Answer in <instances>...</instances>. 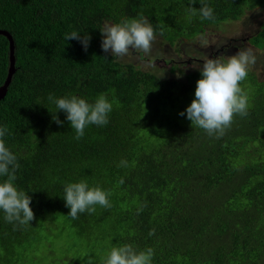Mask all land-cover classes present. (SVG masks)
Listing matches in <instances>:
<instances>
[{
    "label": "trees",
    "instance_id": "obj_1",
    "mask_svg": "<svg viewBox=\"0 0 264 264\" xmlns=\"http://www.w3.org/2000/svg\"><path fill=\"white\" fill-rule=\"evenodd\" d=\"M201 3L214 21H189L185 9ZM257 8L264 0H0V30L14 38L17 70L0 102V127H8L4 141L20 165L14 186L31 196L35 214L21 227L0 210V264L15 254L20 261L56 221L80 240L151 247L152 264H264V83L249 72L248 115H234L222 137L209 136L179 115L195 99L200 71L184 82L123 64L102 50L100 32L142 14L175 45ZM72 31L91 37L87 51L64 39ZM249 42L264 52V25ZM9 66L10 42L0 35V87ZM104 93L118 101L106 126L89 125L76 140L66 113H56L63 126L53 122L49 94L94 103ZM122 160L127 167H118ZM81 180L110 192L111 208L67 216L64 186Z\"/></svg>",
    "mask_w": 264,
    "mask_h": 264
},
{
    "label": "clouds",
    "instance_id": "obj_2",
    "mask_svg": "<svg viewBox=\"0 0 264 264\" xmlns=\"http://www.w3.org/2000/svg\"><path fill=\"white\" fill-rule=\"evenodd\" d=\"M202 7L197 10L194 7L185 9L189 21L199 15L203 20H215L213 8L201 3ZM100 32L104 39L101 47L105 53L111 51L114 58H123L129 55L130 50L142 52L145 55L151 53L152 42L156 39L154 28L150 21L142 14L138 18H125L119 23H105ZM66 41L78 40L87 51L91 37L72 31L64 36ZM256 63V57L250 48H240L232 56L221 55L215 59L206 58L202 67H199L202 79L196 83L195 99L191 105L181 112L180 116H187L191 121L192 128H200L209 136L222 137L233 122L234 115L247 116L248 98L240 87V82L248 76L250 65ZM48 101L58 109L50 111L53 122L63 126L57 112L66 113V119L70 122L75 132L74 139L80 140L85 135V129L89 125L106 126L109 123V114L113 104L118 103L115 98L110 102L107 94H100L94 101L89 103L84 98L76 95H68L57 98L49 94ZM8 127H0V177H6L0 182V210L4 212V219L8 223L19 226H28L35 219V214L30 207L31 196L14 186L17 179L16 172L20 165L17 156L6 147L4 137L8 133ZM126 160L120 161L118 167H127ZM121 184L124 180L121 178ZM110 192L100 187H90L85 180L76 183H67L64 186L65 207L70 209L67 216L78 219L79 213L87 212L94 214L95 205L105 209L111 208L108 197ZM155 234V230L149 232V236ZM154 249L151 247L137 250L131 244L113 246L102 257L100 264H152ZM86 264H95L89 257Z\"/></svg>",
    "mask_w": 264,
    "mask_h": 264
},
{
    "label": "rangeland",
    "instance_id": "obj_3",
    "mask_svg": "<svg viewBox=\"0 0 264 264\" xmlns=\"http://www.w3.org/2000/svg\"><path fill=\"white\" fill-rule=\"evenodd\" d=\"M264 25V8L250 11L237 22H224L219 26L208 27L206 32L193 40H185L171 45L162 36L155 35L151 53L130 50L129 55L117 60L123 64L136 65L140 70L156 74L165 80L184 81L186 75L200 71L203 60L215 59L221 55H235L240 48H250L256 57V63L250 65L248 73H253L258 82L264 83V52L259 51L249 42ZM111 52V51H110ZM176 67V70H173ZM240 86L251 96L252 86L243 80ZM251 101H248V106ZM172 118H176L173 115ZM52 232L37 236V246L21 250V260L18 255L8 258L9 264H86L91 257L95 264H100L112 248L110 239H78L68 230L64 221L51 222ZM63 232V234H61ZM60 235V236H59Z\"/></svg>",
    "mask_w": 264,
    "mask_h": 264
},
{
    "label": "water",
    "instance_id": "obj_4",
    "mask_svg": "<svg viewBox=\"0 0 264 264\" xmlns=\"http://www.w3.org/2000/svg\"><path fill=\"white\" fill-rule=\"evenodd\" d=\"M0 35L5 36L10 42V66L8 71L7 79L3 86L0 87V102L4 100L8 94L9 87L16 74V46L13 36L5 30H0Z\"/></svg>",
    "mask_w": 264,
    "mask_h": 264
}]
</instances>
